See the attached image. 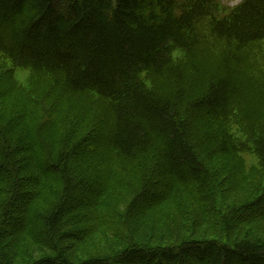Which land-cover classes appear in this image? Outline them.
Segmentation results:
<instances>
[{"label": "trees", "instance_id": "trees-1", "mask_svg": "<svg viewBox=\"0 0 264 264\" xmlns=\"http://www.w3.org/2000/svg\"><path fill=\"white\" fill-rule=\"evenodd\" d=\"M203 28L239 51L262 42L264 0H0V264H264V57L257 79L237 52L199 57ZM123 180L124 218L109 199Z\"/></svg>", "mask_w": 264, "mask_h": 264}, {"label": "rangeland", "instance_id": "rangeland-1", "mask_svg": "<svg viewBox=\"0 0 264 264\" xmlns=\"http://www.w3.org/2000/svg\"><path fill=\"white\" fill-rule=\"evenodd\" d=\"M217 3L220 4L221 7H223L225 10H228L229 8H232L233 6L239 4L242 0H215ZM228 12V11H227ZM224 12H222L223 14ZM207 28H203L200 30V41L202 42V48L203 50H198V54L199 57H205L206 55L209 56V60L212 61H216V62H220L222 61V58L224 57V55L226 56L227 54H231V53H235L237 52L240 56L244 57H248L249 58V67H250V73L254 74L255 76L253 77L254 79L256 78V72H259V69L261 65L260 60L258 59L257 65H254V61H255V57H259L261 55V57H264V41L262 42H257L254 44H250L249 46L244 47L242 50L239 49H234L232 47L233 44L230 43H226L225 41H219L217 39H214L213 37H211L208 33H207ZM234 51V52H232ZM236 55V53H235ZM247 55V56H246ZM174 59L176 61V64L181 62V61H186L188 63L189 68L191 69V63L187 60V57H184V54L181 51H176L173 53ZM253 60V61H252ZM215 62V63H216ZM9 63L8 62H2V60H0V80L3 81L4 83V87H6V85H8V81L4 76V72L7 71L8 67H9ZM256 71V72H255ZM14 79L17 81V83L19 85H24V86H29V89L32 88H36L34 91V95L37 98H44L42 97L45 93L46 90H48V88L51 91L52 94V98L49 100H53L54 96H56L54 90H52V88L50 86L53 85V82L49 83L48 79H44V78H40V77H34L31 76V72L27 69H19L16 68L14 70ZM248 74V73H247ZM250 77V76H249ZM257 79V78H256ZM57 87V86H56ZM55 87V88H56ZM3 88V87H2ZM4 90V88H3ZM102 103L99 102L98 105H101ZM42 105H45V102H43ZM40 105V106H42ZM94 105H96L94 103ZM40 109L37 107L36 113L39 115L40 113ZM234 118V117H233ZM235 118H239L235 117ZM231 129L233 131V133L236 135V137H241V134L239 133V128L240 125L239 123L236 122L235 119L232 120L231 123ZM242 163L244 165V168L247 170L248 173H250V177L253 178L255 176L256 171H258V160L257 157L253 154V152L251 150H244L242 152ZM227 163H230L229 165H227ZM227 165V166H225ZM237 165V161L235 159H227L226 157L220 158L216 164V169L217 168H221L222 173H230L231 170H233V167ZM223 177L227 178V176L223 175ZM223 178V180L225 179ZM249 181V180H248ZM232 182L228 180L227 178V182L225 183V185L223 187H226L227 189L230 188L228 187L230 185V183ZM246 182V181H245ZM124 187L118 188L115 190V192L111 195L112 197H109L114 199V197L119 195V199H118V203H116V207L118 208V211L121 212V215L123 216V218L128 214L129 210L132 207L133 204V199H134V195L132 194L133 191H129V188L131 189L132 187V182L128 181V180H123L122 182ZM127 186V188H126ZM242 188H240L239 191L244 192V197H246L247 195L250 194L251 190H252V186L251 184H249L247 182V184L244 187V190H241ZM114 191V190H113ZM239 191H232V188L229 189V191L227 192V203L230 202H239L240 200L238 199V197L240 196V194L238 193ZM186 199L188 200V198L186 197ZM175 208L177 207L176 203L174 204ZM188 212H192L191 208L188 207ZM168 214V217H172L173 215V210L172 207L170 205H164L162 207V210L160 211H155L154 215L152 216V218H159L160 214ZM176 214V213H175ZM86 224H83L82 227H84ZM120 224L117 226L119 227ZM115 227V226H113ZM115 227V228H117ZM104 230V229H103ZM105 231V230H104ZM106 232V231H105ZM102 234V233H101ZM100 235V234H98ZM103 236H105V239L110 240L111 237L109 236V232L107 233H103ZM99 238H101L100 236H98ZM96 238L94 241L91 242H87L85 245H83V248H80V250L77 251V256H82L88 252H92L94 250L97 249V247H99L100 244L104 245L103 243L100 242V239Z\"/></svg>", "mask_w": 264, "mask_h": 264}]
</instances>
